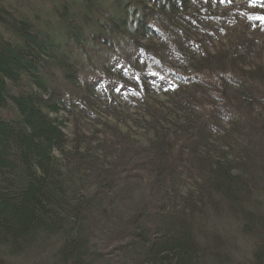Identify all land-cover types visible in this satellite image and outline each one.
Instances as JSON below:
<instances>
[{
	"label": "trees",
	"instance_id": "16d2710c",
	"mask_svg": "<svg viewBox=\"0 0 264 264\" xmlns=\"http://www.w3.org/2000/svg\"><path fill=\"white\" fill-rule=\"evenodd\" d=\"M40 1L0 2V264L112 221V264H264V0Z\"/></svg>",
	"mask_w": 264,
	"mask_h": 264
},
{
	"label": "rangeland",
	"instance_id": "374dc122",
	"mask_svg": "<svg viewBox=\"0 0 264 264\" xmlns=\"http://www.w3.org/2000/svg\"><path fill=\"white\" fill-rule=\"evenodd\" d=\"M1 1L2 0H0V2ZM16 1H20V0H5L4 5H7L9 3L10 4L9 6L14 11V8H15L14 6H15ZM35 2L36 1H34V3ZM40 2H42V0ZM237 5H240V4H237ZM255 14L256 15L250 16L249 21L252 22V18H255L253 19V21L264 23V16H261L258 12ZM263 69H264V60H263ZM118 86H120V84H118ZM70 129H71L70 134L69 133L68 134L72 141L74 137L73 128L71 127ZM218 223L222 226L223 232L221 233H223L226 239H229L231 241V244L234 246L233 247L234 251L239 255H241V252H243L249 258H251V256L249 255V252L253 245H251V240H249L248 237L240 234L238 224H236L232 219L229 220L227 224L225 223L224 220H220V221L218 220ZM108 224L109 225L106 227V229L95 230L96 235L93 236L94 245L97 246L96 250L99 252L100 251L105 252V258H104L105 260L101 261L100 264H112V260L116 261V257L119 255L118 251L116 250L117 245L120 244L118 240L120 242L129 241L127 234L122 233L123 232L122 229L120 230L116 228V227H120V226H116V222L112 221ZM118 235H119V239L117 240L116 236ZM25 264H33V263L32 261L30 262L29 260H26Z\"/></svg>",
	"mask_w": 264,
	"mask_h": 264
},
{
	"label": "bare ground",
	"instance_id": "6f19581e",
	"mask_svg": "<svg viewBox=\"0 0 264 264\" xmlns=\"http://www.w3.org/2000/svg\"><path fill=\"white\" fill-rule=\"evenodd\" d=\"M20 1H24V0H20ZM29 1H33V0H29ZM31 20H32V19H31ZM88 225H89V223H88ZM89 226H90V225H89ZM93 231H95V230H93ZM95 233H96V231H95ZM96 247H97V246L94 245V248H95V249H96ZM104 249H105V248H104ZM104 249H103V250H104Z\"/></svg>",
	"mask_w": 264,
	"mask_h": 264
}]
</instances>
